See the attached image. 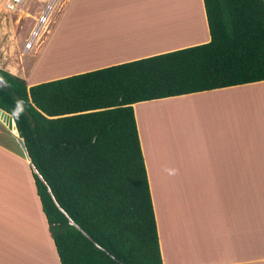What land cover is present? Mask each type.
<instances>
[{
	"label": "crops",
	"instance_id": "1",
	"mask_svg": "<svg viewBox=\"0 0 264 264\" xmlns=\"http://www.w3.org/2000/svg\"><path fill=\"white\" fill-rule=\"evenodd\" d=\"M179 3L169 15L145 0H67L44 53L82 30L91 40H79L76 60L67 66L55 52L43 61L47 76L37 67L28 80L29 60L11 42L0 67L31 85L207 42L203 0ZM59 62L67 68L52 70ZM133 112L162 264H264V80L139 101ZM0 264H60L30 160L2 130Z\"/></svg>",
	"mask_w": 264,
	"mask_h": 264
},
{
	"label": "trees",
	"instance_id": "2",
	"mask_svg": "<svg viewBox=\"0 0 264 264\" xmlns=\"http://www.w3.org/2000/svg\"><path fill=\"white\" fill-rule=\"evenodd\" d=\"M203 4L204 43L31 85L0 67L60 264H162L133 103L264 80V0Z\"/></svg>",
	"mask_w": 264,
	"mask_h": 264
},
{
	"label": "rangeland",
	"instance_id": "3",
	"mask_svg": "<svg viewBox=\"0 0 264 264\" xmlns=\"http://www.w3.org/2000/svg\"><path fill=\"white\" fill-rule=\"evenodd\" d=\"M170 1L174 2L176 7L181 6L180 5L181 3H179L181 0H170ZM48 2L49 0H26V2L23 5H21V9L15 11H7L0 6V55H2L3 53V48L7 47L8 44L10 45L12 42L14 45V55L16 57L19 56L21 58V61L27 59L29 60V64L26 68V73H25V75L28 76V80L30 73L31 72L33 73L37 67H38L37 70L38 69L40 70L37 73L42 74V76H47V75H43L44 72L42 70L46 67L43 66V61L44 59L47 60V57L53 56L54 50L57 51V48H60V46H62L61 50L65 45L69 47V49L67 48L66 52L61 55V61H66L68 66L69 63L73 62L78 57L77 52L80 49L79 40H81V42L83 41L89 42L91 40L90 33H88V35L85 36L84 32L82 30H79L76 36L69 35L61 42H59V44H57V48L54 50L52 49L50 51L51 53L49 52L47 54L49 50L44 53L51 31L56 25V22L60 17L64 9V6L67 2V0H55L49 12L48 21L44 25L43 29L40 31L39 37L35 41L33 48L31 50L24 51L23 43L25 38L28 36L30 29L35 23V16H37V13H39L40 10L43 11V9H45ZM145 2L155 3L154 0H145ZM155 4L158 5L160 9H164L161 3L160 4L155 3ZM66 42H69L70 44H67ZM43 54L44 57L42 58ZM36 63L37 66L34 67ZM66 63L58 65L60 70L67 68L65 65ZM20 64H21L20 61L19 63H16L17 66L21 67L22 64L21 65ZM59 68L57 67L55 68L51 66V69L52 70L56 69L54 70L56 72L58 71ZM0 130L9 133L10 135L12 134L11 131H9V129H7L1 122H0Z\"/></svg>",
	"mask_w": 264,
	"mask_h": 264
},
{
	"label": "built area",
	"instance_id": "4",
	"mask_svg": "<svg viewBox=\"0 0 264 264\" xmlns=\"http://www.w3.org/2000/svg\"><path fill=\"white\" fill-rule=\"evenodd\" d=\"M55 0H49L43 11H39L35 16V23L29 31L28 36L25 38L23 43V50H31L34 46L35 41L39 37L40 31L48 21L49 12ZM26 0H0V6L7 11H15L21 9Z\"/></svg>",
	"mask_w": 264,
	"mask_h": 264
},
{
	"label": "water",
	"instance_id": "5",
	"mask_svg": "<svg viewBox=\"0 0 264 264\" xmlns=\"http://www.w3.org/2000/svg\"><path fill=\"white\" fill-rule=\"evenodd\" d=\"M0 122L7 129H9V131H11V133L14 135L17 143L19 144L20 148L22 149L25 157L29 160V156H28V153H27L26 146L24 144L23 139L19 136V133H18V130H17V127H16V123H15V120H14L13 116L10 113H8L7 111H5V110H3L1 108H0ZM31 169H32V171L34 173H37L38 176L41 178V175L38 173L37 169L33 165H31ZM70 222L72 223V220H70Z\"/></svg>",
	"mask_w": 264,
	"mask_h": 264
},
{
	"label": "bare ground",
	"instance_id": "6",
	"mask_svg": "<svg viewBox=\"0 0 264 264\" xmlns=\"http://www.w3.org/2000/svg\"><path fill=\"white\" fill-rule=\"evenodd\" d=\"M155 1V3H158V4H162V7L164 8V6L166 5V4H169V7H167V9H163V11H167V13H169V15H174L175 13H173L174 11H176V10H174L173 8H171L170 7V3L172 2V1H170V0H154ZM177 9V8H176ZM177 11H181V10H178L177 9ZM166 18V17H165ZM173 21V20H172ZM66 43H69V42H66ZM66 46V45H65ZM59 49V48H58ZM69 49V48H68ZM54 50V49H53ZM65 51V50H64ZM64 51H62L63 53H65ZM57 53L58 52V54L60 55V57H61V53H59V52H61V49L58 51H55L54 50V53ZM55 53V54H56ZM54 55V54H53ZM65 55V54H64ZM57 56V55H56ZM54 57H55V55H54ZM57 57H59V56H57ZM48 59H49V57H48ZM50 59H52V58H50ZM54 59V58H53ZM55 60V59H54ZM47 61H50V60H47ZM62 62H64V61H62ZM59 64H60V62H59ZM63 64V63H62ZM49 67V66H48ZM57 68H59V67H57ZM58 71H59V69H58ZM61 71V70H60ZM20 197V196H19ZM24 198H27V197H24ZM20 199H21V197H20ZM22 200H24L23 198H22ZM27 201H28V199H27ZM26 201V202H27ZM25 202V201H24ZM26 202H25V205H27L26 204ZM29 202V201H28ZM29 205H30V202H29ZM25 207V206H24ZM27 207V206H26ZM26 212L24 213V215H23V217H25L26 215ZM33 215H31L30 216V218L32 217ZM23 217H21V219H19V217H17V219H19V222H21L20 224L22 225V224H24L25 226H22L24 229H21L22 227L18 224V226H19V228L18 229H20V231H22V234H24L23 233V231H25L26 232V234H25V236L27 235V234H29L30 232H32V230L34 229L33 227L34 226H31V221H30V225H29V222L28 221H26V220H28V219H26V217H25V220L23 219ZM27 217H28V215H27ZM29 218V217H28ZM32 219V223H33V225H34V223H36V220L34 219V217L33 218H31ZM33 219H34V221H33ZM23 220H24V223H23ZM26 222H28V223H26ZM26 224H28L29 226H27ZM35 226H37V224H35ZM26 228H30V229H26ZM36 229V228H35ZM38 234V233H37ZM30 235H31V233H30Z\"/></svg>",
	"mask_w": 264,
	"mask_h": 264
}]
</instances>
